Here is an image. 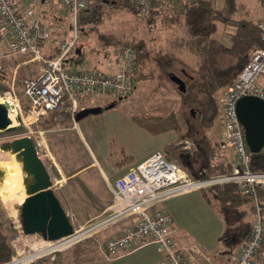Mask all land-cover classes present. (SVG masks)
Segmentation results:
<instances>
[{"label":"rangeland","instance_id":"374dc122","mask_svg":"<svg viewBox=\"0 0 264 264\" xmlns=\"http://www.w3.org/2000/svg\"><path fill=\"white\" fill-rule=\"evenodd\" d=\"M114 1L117 2V0ZM105 2L94 0L90 4L93 8L96 5L100 7L101 3L105 11L102 12L103 20L97 24L95 30L87 32L89 29L81 28L79 25L78 47L87 52L84 59L85 64L92 66V60H94L92 57L103 59L105 56L107 58L117 53L120 47L112 48L111 46L116 39H141L146 41L151 49L152 60L147 62L143 70L149 78L141 80L138 76L136 88L128 97L122 100L110 97L97 105L103 107L111 102H117L118 104L113 108L99 114L77 118V127L74 129L53 132V138L60 139L64 147L61 149V157L66 167L74 171L87 166L79 172L76 179L68 180L67 184V180L60 181L54 167L51 168L49 161L44 160V154L48 147L46 130L59 129L62 124H67L71 120L56 113V125L53 123L54 117H51L49 121L43 118L27 126L20 123V119L16 117L15 125L8 130L0 131V229L5 231L14 246L16 260H24L19 264H158L162 255L153 243L134 245L130 248L132 251L124 256L118 254L107 257L103 255L106 241L115 236L114 229L119 228L118 221L110 226L83 234L84 231L113 214V208L105 212L100 205L101 198L108 196L101 197L95 190L88 188L95 185L97 189L103 190L101 185L106 182L103 174H108L111 164H113L112 167L115 163L122 168L130 167L131 163H126L128 157H139L145 152L154 151L163 144L175 142L184 149L194 151L195 146L190 137H199L203 133H207L213 144L220 148L219 156L225 153L232 163L237 159L231 150H226L220 145L223 140L222 121L218 120L210 129L203 128L200 112L195 110L192 114L191 110L182 106L178 84L172 82L165 72L154 65L155 51L160 48L165 51L175 50L173 42L181 33L177 31L181 28L173 24V21L167 23L164 19L158 21L156 26L149 27L143 17L127 9H121V6H111L110 1H108L110 6ZM223 2L224 0L216 1L217 7L221 8ZM236 7L233 19L228 24L224 25L221 22L214 24L213 37L228 43L234 36L238 20L249 18L259 22L264 16V0H237ZM42 18L54 26L53 37H57L58 41L71 34L72 17L66 8L55 7L48 12L45 11L42 13ZM105 36L113 37V39L106 41ZM107 42L110 46L103 49ZM55 43L56 41H52L51 46L54 47ZM1 44L0 60L4 59L7 67L4 69L5 78L0 79V103L12 97L10 92H14L26 111L28 104L22 85L25 79L35 76L40 71L42 63L30 56L14 54L8 56L5 54L6 47L2 41ZM187 53L186 51L180 52L184 58L189 60L191 57ZM196 61L193 56L191 62L196 63ZM22 67H27V69L22 71ZM20 75H25V78L18 84L17 76ZM171 112L176 114L181 130L186 135L184 139L173 130L157 136L150 135L138 127L132 119L134 115L166 117ZM191 121L199 131L198 134L188 132L187 122ZM29 135L34 139L39 148L40 157L45 165L47 164L49 172L53 173L54 180L57 181L56 184L53 181V189L62 205L64 204L63 207L66 208L74 226L75 235L82 233L81 236L67 242L62 247L52 248L56 246L57 241L45 240L40 234L27 235L23 231L21 205L27 198V194L23 185L21 164L16 160L15 154L3 151L1 147L15 138ZM198 159L200 161L195 165L196 168L202 162L201 156H198ZM67 168L65 172H68ZM157 207L172 214L178 228L177 238L181 244L209 253L217 263L222 264L223 260V263L227 261L228 255L223 251V244L220 240L221 236L226 232H231L235 225L229 220L231 213L227 214L222 211L214 195L209 194V201H207L203 190L194 189L168 197L158 203ZM44 251L45 253H42Z\"/></svg>","mask_w":264,"mask_h":264},{"label":"built area","instance_id":"2783aa9c","mask_svg":"<svg viewBox=\"0 0 264 264\" xmlns=\"http://www.w3.org/2000/svg\"><path fill=\"white\" fill-rule=\"evenodd\" d=\"M92 1L94 0H0V41L6 47L5 54L31 56L42 63L37 76L24 81V94L28 100L26 111L14 92H10L12 97L6 98V101L11 102L20 123L33 125L51 112L69 116L76 121L81 110L95 107L110 97L126 98L135 89L133 76L138 55L134 47L120 48L110 57L109 64L117 67L114 72L89 68L85 63L71 64V51L79 41L78 16L91 8ZM164 1L178 9L192 2ZM131 2L139 8L142 17L146 18L161 0ZM56 5L69 9L73 26L71 34L60 43L59 54L49 58L44 54V46L53 38L54 28L43 20L42 12ZM258 25L264 39V17ZM244 96H256L264 101V48L257 49L251 55L236 81L220 98L224 122L222 147L231 150L237 158L232 173L204 176L195 180L187 171L168 161L157 151L114 182L111 188L115 197L113 214L83 234L131 217L134 220L131 225L106 241L103 249L105 256H123L125 250L147 241L155 244L162 255L158 264H219L209 253L181 244L172 214L156 206L164 199L180 193L194 189L209 191L218 184L235 183L253 198L256 219L246 244L228 255L224 264H264V207L259 196V188L264 187V172L252 169L253 158L248 151L244 128L237 114V102ZM81 235L82 233H74L56 240L58 243L52 248L62 247ZM23 261L14 258L8 264Z\"/></svg>","mask_w":264,"mask_h":264},{"label":"trees","instance_id":"16d2710c","mask_svg":"<svg viewBox=\"0 0 264 264\" xmlns=\"http://www.w3.org/2000/svg\"><path fill=\"white\" fill-rule=\"evenodd\" d=\"M104 1H106L105 4H109L108 1H110L111 6H121V9H127L142 18L139 8L131 0ZM216 1L218 0H192V2L186 3L182 8L178 9L170 2L161 0V3L153 9L151 14L146 18L144 17L149 27L156 26L158 21L164 19L167 23L173 21V24H177L181 28L177 30L181 33L178 34L177 39L173 42L175 50L165 51L160 48L155 51L154 65L165 72L172 82L176 83L175 80L178 78L183 80L184 86L178 87V92L181 96L180 102L186 109L200 112L202 126L206 130L212 128L218 120H221L224 126L220 107L221 96L236 81L251 55L257 49L264 48V39L258 22L249 18L238 20L236 31L230 42L227 43L213 37L214 24L217 22H221L224 25L228 24L237 10V0H224L221 8L217 7ZM102 6L100 3V7L96 5L81 12L77 20L78 29L80 25L81 28L89 29L87 32L95 30L97 24L103 20L102 12L104 10ZM56 7H60V5H56ZM54 8L55 6L51 9ZM51 9H46L43 12H48ZM66 10L70 13L68 8ZM48 23L54 28L50 22ZM104 39L109 41L113 37L105 36ZM52 41H56L54 47L51 46ZM61 41H58L57 37L49 40L44 46L45 56L49 58L56 57L60 52ZM0 45H2L1 41ZM108 46H110L109 42L104 44L103 49ZM111 46L112 48H136L138 61L133 76L135 84L139 80L138 76H140V79L149 78L143 72L147 62L152 60L151 49L146 41L120 38V40L116 39L113 41ZM181 51L188 52L187 55L192 57L195 56L196 63H191L187 58H184L180 54ZM86 56V50L78 47L77 44V47L70 54L71 64L84 63ZM3 60H0V79L5 78L4 69L7 67L6 62ZM26 69L27 67H22V71ZM37 74L29 78H34ZM24 78L25 75L17 76L16 82L19 84L23 82ZM22 87L24 93V85ZM26 101L28 104L27 99ZM117 104V102H111L102 108L106 110V107L112 105L111 108H113ZM56 113H51V117H54L55 120L54 124L57 121ZM133 119L152 134L173 130L178 135L180 134L179 137L183 139L186 137L174 112H171L166 117L134 116ZM187 125L188 132L198 134L199 131L192 121L187 122ZM190 139L193 140L194 151L184 149L183 146L173 142L165 145L160 152L168 161L179 165L195 180L204 176L211 177L232 173L234 163L225 153H221L219 156L218 151H220V148L213 144L211 137L207 133H203L199 137L192 136ZM222 142H220V145H222ZM248 151L253 158V171L264 172V148L259 153H252L249 148ZM198 156L202 157V162L196 168L195 165L200 161ZM203 192L207 201H209V194H212L217 198L222 211L227 214L231 213L229 220L235 226L231 232L224 233L220 241L223 244V251L227 255L238 251L246 244L253 230L256 219L253 198L245 194L241 187L235 183L218 184L212 187L210 192L205 190ZM259 196L264 207V187L259 188ZM14 258L15 248L5 231L0 229V264H8ZM223 261L222 264H224Z\"/></svg>","mask_w":264,"mask_h":264},{"label":"water","instance_id":"95a60500","mask_svg":"<svg viewBox=\"0 0 264 264\" xmlns=\"http://www.w3.org/2000/svg\"><path fill=\"white\" fill-rule=\"evenodd\" d=\"M184 86L181 78L175 80ZM122 100V99H120ZM112 105L106 107L110 109ZM101 106L81 110L77 118L99 114ZM192 114L194 110H191ZM237 114L245 131V139L252 153L264 148V101L256 96H244L237 102ZM7 106L0 103V131L11 128ZM3 151L15 154L21 164L23 185L27 198L21 205L23 231L27 235L40 234L45 240L56 241L74 234V226L53 189L51 174L39 155L33 138L22 136L2 145Z\"/></svg>","mask_w":264,"mask_h":264},{"label":"crops","instance_id":"0c3cea01","mask_svg":"<svg viewBox=\"0 0 264 264\" xmlns=\"http://www.w3.org/2000/svg\"><path fill=\"white\" fill-rule=\"evenodd\" d=\"M110 57L111 56H109V57L106 58V56H105L103 59H96V58L92 57L94 59V60H92V66H89L87 64L86 65L89 68L100 69V70H103L105 72H114V71H116L117 67H116V65H110L109 64ZM189 57H191V58H189V61H191V59L193 57L190 56V55H189ZM191 63H193V62H191ZM141 80H144V79H141ZM136 84H135V88H136ZM108 99L109 98H107L106 100H108ZM51 113L47 116V118L44 117L43 120L46 119V120L49 121V119L51 118ZM134 116H137V115H134ZM134 116H132V119H133ZM64 117H66L67 119L71 120V122L69 121V123H67V124L66 123L62 124V127L59 128V129H47L46 130V133H47L46 134V137H47L48 147H46V154H44V156H45L44 157V160H46V161L48 160L49 161V163L51 164V168L54 167L56 173L59 175V178L61 179V180L60 179L59 180L60 181H63V182H64V180H67V182H66V184H67L68 183V180L69 181H72V180L76 179L77 178V175L79 174V172L82 171L83 169H86L87 166L81 168L80 170H74V171L73 170H70V169H68L66 167V164L64 163V161H63V159L61 157V153H62L61 152V149L64 148V147H63L62 142H61L60 139L59 140H55V138H53V132H55V131L71 130V129H74V128L77 127V122L76 121H74L69 116H64ZM154 117H159V116H154ZM11 120H12V125H13V118L12 117H11ZM135 123H136V125L138 127H140L141 129H144L147 133H149L150 135H152V133L150 131H148L146 128H144L143 126L139 125L136 121H135ZM161 134H164V133L153 134V136H157V135H161ZM165 145H167V144H165ZM165 145L163 144L162 146L165 147ZM162 146H159L155 150L156 151H161L162 150V148H161ZM154 151L145 152L142 155H140L139 157H134V158L131 157V156L128 157V161L126 163H131L130 167L128 166V167L122 168L120 165H118V164L115 163L114 164V167L117 168V169L114 170L115 168L112 167L113 164H111L112 166L109 167L108 174H106V173L103 174L106 182L103 183L101 185V187H102V189L104 191L101 190V189H97V187L95 185H93V186H91V187L88 188L89 190H95L98 193V195L101 196V197L108 196L106 198H101L102 201H101V204L100 205L102 206V208H104V211L105 212L112 210V208H113V206L115 204V197H114V194H113L112 189H111L113 187V185H114V182L118 178H120L121 176L125 175L133 167H135L136 165L140 164L141 162H143L144 160H146L148 157H150L153 153H155ZM65 167L68 169L67 170L68 172H65V170H66ZM50 173H51L52 180L54 181V184H56L57 181L54 180L53 173L52 172H50ZM64 173H66V174H64ZM156 208H158V207L156 206ZM64 209H66V208H64ZM98 209H100V208H98ZM159 209H161V208H159ZM161 210H164V209H161ZM101 215H99V216H101ZM99 216H97V217H99ZM133 221L134 220L131 217H127V218H124V219L119 220L118 221V227L119 228L118 229H116V228L114 229L115 230L114 231L115 232V236L118 235L120 233V231L124 227L131 225L133 223ZM86 224H84V225H86ZM141 244L142 245L149 244V242L143 241L142 243H140L139 245H136V246H141ZM125 251L126 252L124 253V255L125 254H129L132 250L131 249H128V250H125Z\"/></svg>","mask_w":264,"mask_h":264},{"label":"bare ground","instance_id":"6f19581e","mask_svg":"<svg viewBox=\"0 0 264 264\" xmlns=\"http://www.w3.org/2000/svg\"><path fill=\"white\" fill-rule=\"evenodd\" d=\"M56 7V6H55ZM61 7V6H60ZM4 104L7 106L8 110H9V113H10V116L13 118V125H15V122H16V115H15V112L13 110V107H12V104L10 101H5ZM12 126V124H11ZM142 245V244H141Z\"/></svg>","mask_w":264,"mask_h":264},{"label":"flooded vegetation","instance_id":"af4514ba","mask_svg":"<svg viewBox=\"0 0 264 264\" xmlns=\"http://www.w3.org/2000/svg\"><path fill=\"white\" fill-rule=\"evenodd\" d=\"M178 84V86H180V83H177Z\"/></svg>","mask_w":264,"mask_h":264}]
</instances>
